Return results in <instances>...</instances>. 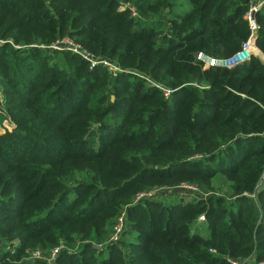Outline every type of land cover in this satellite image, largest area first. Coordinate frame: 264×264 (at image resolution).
Listing matches in <instances>:
<instances>
[{"label": "trees", "instance_id": "trees-1", "mask_svg": "<svg viewBox=\"0 0 264 264\" xmlns=\"http://www.w3.org/2000/svg\"><path fill=\"white\" fill-rule=\"evenodd\" d=\"M177 1L0 0V124L11 120L0 133V231L21 243L0 254V264L77 240L79 255L54 264L264 263V187L256 188L264 172V64L253 57L233 69L205 68L195 57L240 51L251 34L250 0H186L189 10L165 20L171 34L160 43L159 29L141 22L149 14L167 18ZM124 2L138 6L140 17L121 9ZM257 21L264 54V10ZM66 36L133 73L27 48ZM59 55V65H50ZM81 173L85 180L76 181ZM218 175L231 184L232 200H147L128 208L136 234L100 244L145 185L184 179L210 189ZM204 214L207 238L194 227Z\"/></svg>", "mask_w": 264, "mask_h": 264}, {"label": "rangeland", "instance_id": "rangeland-1", "mask_svg": "<svg viewBox=\"0 0 264 264\" xmlns=\"http://www.w3.org/2000/svg\"><path fill=\"white\" fill-rule=\"evenodd\" d=\"M261 2H264V0H258V3L261 4ZM256 6L258 7L259 5H256ZM137 7L138 6H135L133 3L131 4V3H125L124 2L122 4L121 9H124V10H128V9L130 10L131 9L133 11V16L136 18H139L140 16L137 15V13H136ZM250 9H251V5L249 4V11L245 16V19H246V17H248V14L251 12L252 9L251 10ZM188 10H189L188 2L186 0H178L176 2L175 6L173 7V9L168 8L165 10L164 14L165 15H166V13L168 14L167 18H165V16H162V15L153 16V14H149L148 19L143 20L141 23L145 27L158 28L160 35L157 37L156 40L161 43L164 38H166V37L170 38V34H171L166 27L165 20L173 19V16L184 14ZM262 10H264V5L259 12H261ZM256 17H257V15H256ZM60 41L61 42L58 45L59 49L53 48L55 45H49V46H44V45H40V46L34 45L33 46L32 45V46L27 47V48H31V47L32 48H40L39 50L45 51L47 54H53L56 51L74 54L73 50L75 49L76 46L80 45V44L78 45V43L75 42L70 36H66L65 38L61 39ZM0 43H4V42L1 41ZM15 47L18 49L22 48L21 46H15ZM83 50H84V52H86V50L84 48H83ZM260 54L264 57V54L261 51H260ZM74 55H76V54H74ZM61 56L62 55H59L57 57L52 58V60H49L50 65H52V66L59 65L60 60H61ZM257 59H259L264 64V59H262V57L259 56V58H257ZM94 61H97V60L94 59ZM108 61L113 65V63H114L113 61H110V60H108ZM112 65L107 66L104 64H98L97 67L102 66L105 70H107L109 73H111L113 75L122 74V73H125V74L126 73H133V72L121 71L120 67H118L117 65H113V66ZM90 68L94 69L95 67H93L91 65ZM143 77H145V76H143ZM146 77H148V76H146ZM148 78H150V77H148ZM151 81H152V79H151ZM0 83H1V77H0ZM148 84H150V82H148ZM5 111H6V96H4V93L2 91L1 84H0V114L5 113ZM8 121L11 122V120H8ZM10 122H4V125L0 124V133L6 132V130L9 129ZM200 160H202V159L201 158L190 159L191 162L192 161L196 162V161H200ZM85 178H86V175L81 173V174H78L74 179L76 181H84ZM168 184H176V185H172V187H168V185L167 186H156V187H150L149 185H145L144 187L141 188L143 190L139 193L157 191V194L154 197V199H147V200H155L156 202L162 203L164 206L187 204L189 202L196 201L199 197H201L200 200H205L208 197H210V198L211 197L223 198L226 201L232 200L231 184L222 175H218L214 180H212L210 189H207L206 187H199L198 183H195L191 180H184V179H176L174 182L168 183ZM73 185H74V183L70 184V186H73ZM185 187H198L200 189V191L202 192V195L198 196V195H191L190 194L187 197L183 196L184 197V199H183L181 197V192L184 191ZM204 196H205V198H204ZM134 200H132V203ZM200 200H197V201H200ZM122 212H124V216L122 218V221H120L121 217L117 218L113 221L114 224H113V227L111 229L112 232L110 233L111 235H110L107 243L106 244L100 243L101 245H105L104 248L107 245L119 244L121 238H119V240L117 242L112 241V238L114 235V228H121L122 232H126L128 235L136 234L134 232V230L130 228V226H131L130 219L131 218H129L128 209L126 210V207H124ZM202 216L206 217L205 214ZM198 219H197V222L194 226L195 229L201 230L202 228H205V227L208 229L207 219H206V223H202V224L198 223ZM200 234H203V232H201ZM0 235H1V231H0ZM77 241L78 242L75 245L74 244H68V243H60L58 245V247L59 246H63V247H61L60 252L58 254H56V257L54 260H53L54 253H52V251L55 248L50 249V250L46 249V251L43 250L42 248L41 249L36 248V249H34L35 251L30 249L32 251H29L28 254L25 255L24 261L20 262L18 264H25V263L30 264L31 262L35 263L38 261H43L46 264H54L55 261L57 260V258H59L63 254H67L69 256L79 255L80 250L82 249L84 243H82V240H77ZM1 242H3V244L0 245V254H2V255L6 251L7 245H10V246L15 245L17 248L21 244L18 241L11 242L7 238L6 239L3 238L2 235H1L0 243ZM36 251H41L42 254L40 253V255H39V254H37L38 252H36ZM124 254H125V252H124ZM105 256H106V253H105ZM33 263H31V264H33ZM255 263H256L255 260L251 259V261L246 263V264H255ZM261 264H264V263H261Z\"/></svg>", "mask_w": 264, "mask_h": 264}, {"label": "built area", "instance_id": "built-area-1", "mask_svg": "<svg viewBox=\"0 0 264 264\" xmlns=\"http://www.w3.org/2000/svg\"><path fill=\"white\" fill-rule=\"evenodd\" d=\"M250 5H251V12L248 14V17H246V20L249 23V29H250V37L249 39L242 45V48L240 49V51L235 54L232 57L229 58H222V59H216V58H212L207 56L204 53H198V56L196 57V62L203 65L205 68H219V69H233L239 65H243L245 63H248L252 60L253 57H258L259 58V53L260 50L257 47V37H258V32L260 30V26L258 24L257 21V13L261 10V8L264 5V2L258 3V0H250ZM256 5H259L258 7ZM61 41H58L56 44H54L55 46L53 48L55 49H59L58 45ZM79 45V44H78ZM74 54L76 55H80L83 59H85L86 61H88L89 63H91L90 65H92L93 67H96L98 64H104L107 66H111L112 64L107 60V59H98L96 58L94 55H92L89 52H84L83 48L81 45L76 46L75 49L73 50ZM259 52V53H258ZM94 59H96L97 61H94ZM113 66V65H112ZM144 79H146L147 82H150V86L151 87H156L158 89H160L161 91H163L164 95L166 98H169L171 95V91L165 89L164 87H162L161 85H157L153 80L151 81L150 78L148 77H143ZM264 184V172L262 173L260 182L257 185V190L259 188H261ZM157 191H150V192H144V193H138L135 196V200L133 201V203L129 206L126 207V210L130 207V206H135L138 204H143L147 201V199H154V197L156 196ZM202 195V192L200 191V189L198 187H185L184 191L181 192V195L184 197H187L188 195ZM250 196L251 198H255V194L252 195H247ZM201 197H199L197 200H200ZM205 198V196H204ZM124 216V212H122V214L118 217L120 218V221H122V218ZM198 223L202 224V223H206V217L205 216H200L198 219ZM122 230L121 228H114V235L112 238V241L117 242L119 240V238L122 235ZM0 240H1V235H0ZM3 242L0 243V245H2ZM61 247L63 246H59L56 247L52 253H54L53 256V260L56 257V254H58L61 250ZM7 250L11 251L12 253L15 252L16 250V246H10L7 245ZM38 252L37 254L40 255V253L42 254L41 251H36ZM213 254H216L215 251H212ZM251 259L253 258H249L247 260L244 261H233L229 258H227L229 264H246L248 262L251 261ZM261 264V263H260Z\"/></svg>", "mask_w": 264, "mask_h": 264}, {"label": "crops", "instance_id": "crops-1", "mask_svg": "<svg viewBox=\"0 0 264 264\" xmlns=\"http://www.w3.org/2000/svg\"><path fill=\"white\" fill-rule=\"evenodd\" d=\"M206 228V227H205ZM202 228L201 230H198L199 234L203 232V234H200L202 237L207 238L209 236V230L206 228Z\"/></svg>", "mask_w": 264, "mask_h": 264}, {"label": "water", "instance_id": "water-1", "mask_svg": "<svg viewBox=\"0 0 264 264\" xmlns=\"http://www.w3.org/2000/svg\"><path fill=\"white\" fill-rule=\"evenodd\" d=\"M198 54H195V57H197ZM263 187H264V184H263ZM98 250H101V247H97Z\"/></svg>", "mask_w": 264, "mask_h": 264}]
</instances>
